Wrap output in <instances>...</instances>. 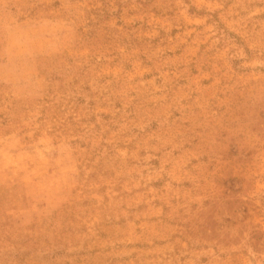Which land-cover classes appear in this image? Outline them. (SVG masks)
Segmentation results:
<instances>
[{
    "label": "rangeland",
    "instance_id": "obj_1",
    "mask_svg": "<svg viewBox=\"0 0 264 264\" xmlns=\"http://www.w3.org/2000/svg\"><path fill=\"white\" fill-rule=\"evenodd\" d=\"M0 264H264V0H0Z\"/></svg>",
    "mask_w": 264,
    "mask_h": 264
}]
</instances>
